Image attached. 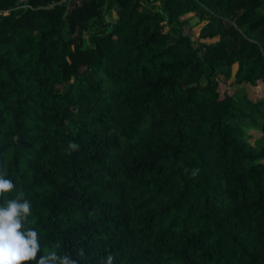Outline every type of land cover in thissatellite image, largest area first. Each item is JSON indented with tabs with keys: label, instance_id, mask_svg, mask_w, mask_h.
Instances as JSON below:
<instances>
[{
	"label": "trees",
	"instance_id": "1",
	"mask_svg": "<svg viewBox=\"0 0 264 264\" xmlns=\"http://www.w3.org/2000/svg\"><path fill=\"white\" fill-rule=\"evenodd\" d=\"M105 7L0 0V206L23 193L38 258L264 264V0Z\"/></svg>",
	"mask_w": 264,
	"mask_h": 264
},
{
	"label": "clouds",
	"instance_id": "2",
	"mask_svg": "<svg viewBox=\"0 0 264 264\" xmlns=\"http://www.w3.org/2000/svg\"><path fill=\"white\" fill-rule=\"evenodd\" d=\"M75 148L76 145H70ZM15 185L6 179L0 171V196L10 193ZM0 206V264H77L67 254H58L53 251L46 255L38 254L41 251L39 236L36 230L25 228L31 213V204L23 199V193L17 194L13 199ZM114 257L108 254L100 264H113Z\"/></svg>",
	"mask_w": 264,
	"mask_h": 264
},
{
	"label": "rangeland",
	"instance_id": "3",
	"mask_svg": "<svg viewBox=\"0 0 264 264\" xmlns=\"http://www.w3.org/2000/svg\"><path fill=\"white\" fill-rule=\"evenodd\" d=\"M100 1H101V6L103 8H106L105 6H107V0H100ZM149 1L151 4H159V0H149ZM116 11L117 10L115 9V7L109 10L108 15L105 16L104 22L108 24H114L117 21ZM181 20L188 22L187 25L184 27V34L188 37H191V39L196 45H199L201 43L210 44V43L217 41V40L204 41L200 39V32H201L203 25L200 24L199 18L196 16V14H188L185 17H183ZM96 28L97 26H94L93 29H91V31L86 32L84 34V39L86 41L87 47L93 45L92 35L97 31L98 28L97 29ZM237 69H238V66L235 65L233 68L234 74L236 73ZM238 84L239 83H237V81H235L234 79L228 81L227 84L220 83L219 91L222 96H225V94L232 92L235 89L240 90L242 87ZM245 91L248 94L249 98L251 99L264 96L261 93L262 89L260 90V89H254V88L248 87L245 89ZM262 140H263L262 135H259L253 132V137L250 139V142L253 146L258 147L262 143Z\"/></svg>",
	"mask_w": 264,
	"mask_h": 264
},
{
	"label": "built area",
	"instance_id": "4",
	"mask_svg": "<svg viewBox=\"0 0 264 264\" xmlns=\"http://www.w3.org/2000/svg\"><path fill=\"white\" fill-rule=\"evenodd\" d=\"M2 14L6 15V13H3V12L0 11V15H2Z\"/></svg>",
	"mask_w": 264,
	"mask_h": 264
}]
</instances>
